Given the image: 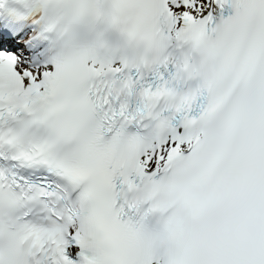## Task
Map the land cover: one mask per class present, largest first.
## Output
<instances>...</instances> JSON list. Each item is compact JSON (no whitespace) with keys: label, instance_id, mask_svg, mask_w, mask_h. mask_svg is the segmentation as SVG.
Here are the masks:
<instances>
[{"label":"snow or ice","instance_id":"snow-or-ice-1","mask_svg":"<svg viewBox=\"0 0 264 264\" xmlns=\"http://www.w3.org/2000/svg\"><path fill=\"white\" fill-rule=\"evenodd\" d=\"M0 264H264V0H0Z\"/></svg>","mask_w":264,"mask_h":264}]
</instances>
